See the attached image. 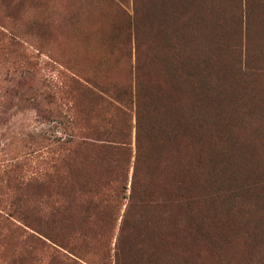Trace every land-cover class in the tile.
<instances>
[{
  "label": "rangeland",
  "instance_id": "rangeland-1",
  "mask_svg": "<svg viewBox=\"0 0 264 264\" xmlns=\"http://www.w3.org/2000/svg\"><path fill=\"white\" fill-rule=\"evenodd\" d=\"M226 1L0 0V264H264V2Z\"/></svg>",
  "mask_w": 264,
  "mask_h": 264
},
{
  "label": "trees",
  "instance_id": "trees-1",
  "mask_svg": "<svg viewBox=\"0 0 264 264\" xmlns=\"http://www.w3.org/2000/svg\"><path fill=\"white\" fill-rule=\"evenodd\" d=\"M215 1H216V4H215ZM212 0V13L215 12L216 14V17L219 21V19L223 18V15L226 11V8H225V5L227 4V1L226 0ZM248 2L250 4V6H259V7H262L263 5V2L264 0H243V3H244V8L247 9L248 8ZM214 10V11H213ZM216 23L214 22V25ZM250 24V22H249ZM245 25H246V22H245ZM176 90L172 91L171 94H173ZM103 95V94H102ZM107 95V94H106ZM126 95L128 97V99L130 100L131 102V99H130V95H131V90H126ZM169 95V94H168ZM167 95V96H168ZM101 100L109 105L112 104V102L115 101V103L117 104L116 106L119 107V106H125L124 102H120L118 100H115L113 97L111 96H106V97H103L101 96ZM112 101V102H111ZM165 101V100H164ZM168 101H171L170 98H167L166 99V102H161V104H166L168 106H172V108H176V103L177 102H174L172 104H169L167 103ZM142 102L141 104L135 99V129H136V138H137V149H136V153H135V161H134V164H133V174H132V179H131V192H130V197L131 198H134V195H135V182L137 181L138 179V176H137V166L140 164V149H139V142H140V135L141 133L144 131H147L148 134H151V129L153 130L154 129V125H155V129L154 131L158 128L157 126V122L155 121H150V124L149 126H147V124L145 123V127H143V130L141 132V126L144 124L142 123V120L144 121L145 120V117H144V110L145 108H148L149 105L148 104H143L142 106ZM156 107V106H155ZM152 106V111H154V108ZM157 109V107H156ZM165 109H163L162 111H164ZM159 110H157V113ZM151 116V119H152V115ZM163 121H164V118H162V122L161 124L159 125L160 128H165L164 124H163ZM153 131V133H154ZM105 143H111V144H121V143H126V142H120V141H112V140H103ZM114 142V143H113ZM117 142V143H115ZM174 144V143H172ZM127 145V144H126ZM79 146V144L77 145ZM170 152H169V157H168V149H165V148H162L160 151H164L167 155V157L164 159L162 154L160 153V151L158 152V154H156L155 156V159H160V165H162V167L158 170L155 169V165L154 163H151V167H149V165H147L146 167V170L143 174V177H142V183L145 185V190H146V193H147V188L149 186H152V183H153V179H156V180H161L162 178L164 179L167 175V165L169 163V159L172 163H174L177 167L173 169V176L174 178H176L177 176L179 175H183L186 173L185 171V162L181 159V154L178 150V154H179V157L178 158H175V152L174 150L172 149V145H170ZM152 151H153V148H150L149 147V150H148V153H147V157L149 160H154L153 157H152ZM61 160V159H60ZM62 161V160H61ZM154 165V166H153ZM128 169L129 167H124V172H123V168L121 169L120 171V175H119V181H122V191H124L126 189V184H125V181L127 180V174H128ZM184 181V180H183ZM69 194V193H68ZM71 195V193L69 194ZM135 199V202L138 203V204H141V201L140 200H137L136 198ZM85 203H87V200L85 201ZM97 204H98V201H95V202H92V199H89V206L92 207V208H96L97 207ZM53 218H54V213H51L50 216L47 217L46 221L43 222V225L45 228H41V232H37L39 234H41L42 237H44L45 239H48L50 240L51 242L55 243L56 245L60 246L63 248V246L59 243L56 242V239L54 237V235L52 234V228L51 226L53 225ZM34 237V239L42 244H45V241L43 239H41L40 237H37L35 235H32ZM55 240V241H54ZM45 246V245H43ZM52 248V252H50V256L52 259H56L58 258V255H59V251L53 247ZM73 261V260H72ZM77 263L75 260L72 262V264H75Z\"/></svg>",
  "mask_w": 264,
  "mask_h": 264
},
{
  "label": "bare ground",
  "instance_id": "bare-ground-1",
  "mask_svg": "<svg viewBox=\"0 0 264 264\" xmlns=\"http://www.w3.org/2000/svg\"><path fill=\"white\" fill-rule=\"evenodd\" d=\"M199 263V262H198ZM188 264V263H187Z\"/></svg>",
  "mask_w": 264,
  "mask_h": 264
}]
</instances>
